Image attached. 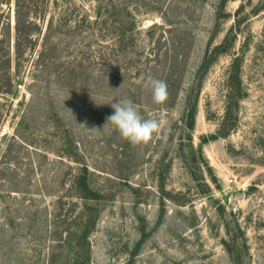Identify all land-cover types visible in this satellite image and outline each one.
<instances>
[{
    "label": "rangeland",
    "instance_id": "obj_1",
    "mask_svg": "<svg viewBox=\"0 0 264 264\" xmlns=\"http://www.w3.org/2000/svg\"><path fill=\"white\" fill-rule=\"evenodd\" d=\"M128 2L124 24L96 0H0V190L30 192L0 201L16 264H264V0ZM125 99L167 139H123ZM86 166L96 199L72 189ZM82 223L76 250L48 242Z\"/></svg>",
    "mask_w": 264,
    "mask_h": 264
},
{
    "label": "trees",
    "instance_id": "obj_2",
    "mask_svg": "<svg viewBox=\"0 0 264 264\" xmlns=\"http://www.w3.org/2000/svg\"><path fill=\"white\" fill-rule=\"evenodd\" d=\"M64 3H67L68 0H61ZM97 2H99V12L102 10L103 7V3L108 4V6L111 8V10H109L110 13H113L111 15H118V17H121V21L124 24H127L128 22H126L125 20V14L128 13V9H129V2L128 0H119L118 3L115 4V2H113V0H96ZM57 2V1H56ZM102 3V4H101ZM98 12V15L100 16ZM109 13V14H110ZM128 15V14H127ZM135 25L134 21L131 22V25ZM130 36H128L126 34V32L124 31V33H122V37L120 38V45L123 46V49H126L129 45H130ZM79 67H82V63H79L78 65ZM84 74L81 75V77H83ZM69 78L72 79L71 76L68 75ZM85 81V79L83 80ZM77 82H74V84H71L72 86L75 85ZM79 83V81H78ZM192 111L189 113V118H190V124L189 127L192 128L193 126V118H194V110L193 108H191ZM83 173L78 172L76 173V175L73 177L72 180V189L73 190H77V188L86 190L87 192H89L92 196H95L94 198L91 199H96L97 197H100L98 193L95 192V189L93 188V186H91V183L89 182V169L88 167H84V169L82 170ZM7 193V194H11V192H22V194L27 195L30 194V192L28 191H23V190H19V189H9V190H4L1 189L0 190V201L3 198V193ZM39 196H44L46 194L42 193V194H37ZM79 197L81 198H85V196H81V194H78ZM2 209L0 208V264H16V260L15 259V255L16 252L14 251V246H15V241H16V237L14 236V234H11L12 230H13V225L16 222V220H18L20 217L17 216V209H12V211L10 209H7V214H3V211H1ZM13 213H16L17 215L13 216ZM49 215H53L52 213H49ZM19 217V218H18ZM85 216H83V214L81 213L80 215H78V218H84ZM25 218L32 220L31 218H28L27 216H25ZM94 217H90L87 218L90 222H92ZM5 220L7 223L6 225L8 226V229H4L2 227L1 221ZM35 221L33 220L29 226V231L31 229V227L36 226L35 225ZM84 227V230L82 231ZM74 231L72 233H68L70 234L69 237H67V239H63V238H54L55 236H50L48 238V242L51 244H71L72 242V238H76L75 240H77L74 244H73V249L76 250L79 245L82 246L84 244H86V238L88 235V225H86L85 223L77 224L74 227ZM52 233V230H50ZM9 232V233H8ZM39 233V229L38 227L35 229V233ZM5 234H8V237L5 239ZM53 246H50V248ZM74 254H76V252H74ZM74 262L73 264H83L82 262L79 261V259L77 258H73Z\"/></svg>",
    "mask_w": 264,
    "mask_h": 264
},
{
    "label": "clouds",
    "instance_id": "obj_3",
    "mask_svg": "<svg viewBox=\"0 0 264 264\" xmlns=\"http://www.w3.org/2000/svg\"><path fill=\"white\" fill-rule=\"evenodd\" d=\"M145 87L151 90L153 103L160 105L167 101L169 92L165 81L149 76ZM111 107L114 112L107 117V123H111L132 146H147L154 139H167L171 130L170 121L157 117L142 118L133 102L128 99L111 103ZM95 130L97 129L90 131Z\"/></svg>",
    "mask_w": 264,
    "mask_h": 264
}]
</instances>
